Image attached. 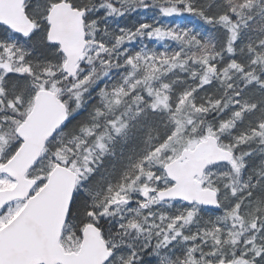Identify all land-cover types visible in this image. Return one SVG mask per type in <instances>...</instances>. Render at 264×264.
Returning <instances> with one entry per match:
<instances>
[{"label": "snow or ice", "instance_id": "6c2138e0", "mask_svg": "<svg viewBox=\"0 0 264 264\" xmlns=\"http://www.w3.org/2000/svg\"><path fill=\"white\" fill-rule=\"evenodd\" d=\"M0 264H264V0H0Z\"/></svg>", "mask_w": 264, "mask_h": 264}]
</instances>
